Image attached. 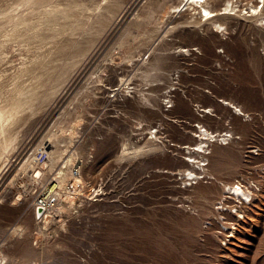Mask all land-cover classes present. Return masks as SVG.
I'll use <instances>...</instances> for the list:
<instances>
[{
  "label": "rangeland",
  "instance_id": "1",
  "mask_svg": "<svg viewBox=\"0 0 264 264\" xmlns=\"http://www.w3.org/2000/svg\"><path fill=\"white\" fill-rule=\"evenodd\" d=\"M26 1L0 0V23L7 13L23 21L0 54V97L17 82L37 91L0 175V259L264 264L263 4L234 0L235 15L213 23L199 8L170 12L182 0ZM209 1L217 12L227 0ZM1 29L8 40L13 22ZM203 129L218 140L196 136ZM31 137L18 164L15 152ZM46 143L53 161L34 151ZM72 169L82 179L76 192ZM59 172L71 200L46 225L34 206ZM237 185L249 201L231 197Z\"/></svg>",
  "mask_w": 264,
  "mask_h": 264
},
{
  "label": "bare ground",
  "instance_id": "2",
  "mask_svg": "<svg viewBox=\"0 0 264 264\" xmlns=\"http://www.w3.org/2000/svg\"><path fill=\"white\" fill-rule=\"evenodd\" d=\"M236 2L238 3V0H236ZM257 2H258V4L262 3L263 4L262 7H264V0H259V1L257 0ZM25 3H27L26 0H25ZM209 3H210L209 0H182V2H180L179 5L174 6L170 10V12H181L183 9L184 10H188V9L193 8V10H194V9L199 8V11H198L199 15H202V17L203 16H207V19H210L213 23L214 22L217 23L216 17L218 15H235L234 13H235V8L237 7L236 6L237 4L235 5V1L234 0H227L225 2V6L223 8H221L219 11H217L219 13H217L216 10L211 9L210 6H209ZM29 4L30 3H28V5ZM258 4H257V6L249 5V6H251L252 14H257L258 13ZM249 13H250V11H249ZM221 17H223V16H221ZM25 19H27V18H25ZM1 20H2V18H1ZM9 21L13 22L14 29H13V31L11 33L9 31L7 33H4V36H6V38H8V40L0 41V54H3L5 52L4 51V47H5V45L7 46L6 43H9V40H12L13 38H17V33L14 30H16V28H18V26L23 22V21L20 20V18L16 17V15L14 16V15H10V14L7 13L4 16V21L0 23V30H2L1 28H2L3 24H5L6 22H9ZM10 24H12V23H10ZM261 25L264 28V21L262 22ZM218 26L221 27V24H219ZM3 31H4V29H3ZM182 51H184V50H182ZM25 65H23V67L18 71V73L15 74L16 75L15 79H18V78L22 77L23 73L28 71L29 67L25 66ZM19 83L20 82H17L16 84H14L13 89H11V90L9 89L8 92L5 93V95L3 94L4 95L3 97H0V175H2V174L4 175L7 172L6 169H7L8 165H11L10 162L12 161V158H13L14 155H12V157H11L10 156L11 154L9 155V153L11 151L13 152V149H14L15 144H16V143H14L16 141V139H17V136H16L15 132H16L17 128L23 123L22 122L23 121V113L25 111L32 110V107L34 105L33 102H34V100L36 98V95H37V91L35 90V88H32V87L27 88L25 86L20 85ZM232 107L234 108V113L235 114H238V115L242 114V111H241V109L239 107L233 106V105H232ZM196 136H200L201 139H206L209 142L218 140V139H216L217 134H213V133L207 131L206 129H203V131L201 130L200 133L198 135H196ZM219 136H220V134H219ZM33 138L34 137L28 138L27 141H25V139H23L24 141L22 142V144H20L18 146L17 151L15 152L16 153L15 157L16 156L17 157H16V159L14 158L15 161L18 164L21 162V160L24 158V156L34 146V143L32 142ZM220 141H221V143H224V144L227 143V142H224L223 139H220ZM49 144L50 143H46L44 150H42L39 147V148H36L34 151L35 152L36 151L37 152L38 151H42V153H44V152L47 153L48 154L47 156L49 157V159H51L53 161L55 159V155L57 154V151H51ZM204 147H205L204 145L203 146L202 145H198L197 147L194 148V150L197 153H204ZM71 157L73 158L74 154ZM30 158H31V156H29L28 159H26V161L23 163L22 167L24 169L27 168L28 166L30 168V164H31ZM33 160H35V159L33 158ZM52 163H54V162H52ZM33 164H34V162H33ZM204 165L205 164L199 165L198 168L201 170V166H204ZM59 173L61 174V172H59ZM189 174L192 175V177H197L198 176L197 174H195L193 172H190ZM70 175H71L72 180H73L72 181L73 183L70 186V191L76 192L79 189L78 187H80V185L82 183L81 176H80L78 171H74L73 169L70 170ZM65 177H66L65 174L62 172V174L60 176L61 179L56 178L55 180L51 181V183L47 187L46 191H44L42 199H45V197L48 198L47 203H46V205L48 204V208H47V211L45 212V215H43V216H41L39 218L40 219L39 222H45L46 225L53 223L56 220L55 215H57L58 212H59V210H56V207L59 206V205H62V202L66 201L67 199H70V197H71L70 192L69 191L66 192L68 188H67V185H65V183H64ZM71 177H69V178H71ZM58 188L60 190H58ZM63 189L65 190L64 193L62 192ZM228 190H229V194L231 195L232 198L235 197V198H239L240 200L243 198L244 199L243 202L244 201L246 202V201L250 200V198H249V200H246L250 196V192L244 190L243 187H241L240 185H237L236 187L229 186ZM232 190H233V192H232ZM46 193H48L49 195L46 196L45 195ZM64 196H65V198H62ZM52 197L54 198V202H52ZM231 200H232L231 198L227 199L226 203L224 202L221 207L223 208L227 203L228 204H232L233 201H231ZM38 201L39 200H37V202L35 203V206H34L35 207L34 208L35 216H36V213H37L36 209L39 206V202ZM4 203H5L4 193L2 192V194H0V206L5 205ZM234 206L235 205H233L232 207H234ZM55 213H57V214H55ZM40 229L44 230L43 227L40 228ZM22 231H23V228L19 226V227L15 228L11 234L15 233L17 235H20L22 233ZM6 263L7 262H6L5 256H4L0 260V264H6Z\"/></svg>",
  "mask_w": 264,
  "mask_h": 264
},
{
  "label": "built area",
  "instance_id": "3",
  "mask_svg": "<svg viewBox=\"0 0 264 264\" xmlns=\"http://www.w3.org/2000/svg\"><path fill=\"white\" fill-rule=\"evenodd\" d=\"M110 94L111 95L109 97L111 98V100H113V101L118 100V96L120 95V91L118 90V87H114L113 89H111ZM165 104L167 105L168 108L171 107V104L169 103V101H167V103H165ZM229 136L230 135L228 133L223 132L222 135L219 136V138L220 139H222V138L227 139ZM45 195L48 196L49 194L46 193ZM42 197H43V194L37 199V200H39L38 201L39 206L36 209V212H37L36 217L37 218H40L41 216L45 215V212L47 211V208H48V204L46 205L48 198L45 197V199H42ZM52 202H54L53 197H52Z\"/></svg>",
  "mask_w": 264,
  "mask_h": 264
}]
</instances>
